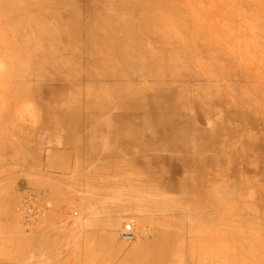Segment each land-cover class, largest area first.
<instances>
[{
  "label": "rangeland",
  "instance_id": "rangeland-1",
  "mask_svg": "<svg viewBox=\"0 0 264 264\" xmlns=\"http://www.w3.org/2000/svg\"><path fill=\"white\" fill-rule=\"evenodd\" d=\"M61 1L0 0V40L16 39L18 26L29 48L25 56L0 46V264H46L51 232L78 228L85 245H60L67 264L78 263L75 253L88 264H130L126 223L135 244L154 250L167 237L181 246L172 264L189 255L264 264V128L220 119L214 131L219 105L249 112L264 95L261 0H179L165 25L138 19L139 5L133 17L117 1ZM48 157L60 168L67 157L103 192L86 183L81 202L53 201ZM109 184H118L117 201ZM115 202L117 218L87 211Z\"/></svg>",
  "mask_w": 264,
  "mask_h": 264
},
{
  "label": "bare ground",
  "instance_id": "bare-ground-1",
  "mask_svg": "<svg viewBox=\"0 0 264 264\" xmlns=\"http://www.w3.org/2000/svg\"><path fill=\"white\" fill-rule=\"evenodd\" d=\"M20 1V0H19ZM61 1V0H60ZM109 1V0H107ZM113 2H116L119 3L120 5L124 6L126 9L124 10L125 12H128V14L130 15H134L135 12H134V8L139 5V6H142V12L143 13H140V16L138 17V19L142 20V22L145 21V24L147 22H151L153 24H156V25H165V23L170 20V16L169 14L167 13H164V12H168L169 9L173 8L175 5H178L180 2L179 0H112ZM246 1H251V3H254L255 5L258 4L255 3L256 0H240L238 1L239 3L241 2H246ZM258 1V0H257ZM62 2V1H61ZM95 2H99V0H95ZM261 5L263 6L264 8V0H261ZM105 3V2H103ZM105 5V4H103ZM102 5V6H103ZM108 5V4H107ZM106 5V6H107ZM111 5V4H110ZM245 5V4H244ZM251 5V4H250ZM260 5V4H259ZM97 6V5H95ZM121 6V7H122ZM138 6V8H139ZM246 8H247V5H245ZM254 6V5H253ZM257 6V5H256ZM260 6V8L262 7ZM120 7V6H118ZM153 7H161L162 8V13L160 14H154V13H149L148 10H150L151 8ZM116 8V7H115ZM137 8V9H138ZM252 8V7H251ZM257 8V7H256ZM92 7H89L88 10L92 11ZM111 9V8H110ZM155 9V8H154ZM180 9V8H179ZM182 9V8H181ZM94 10V9H93ZM156 10V9H155ZM161 10V9H159ZM177 10V9H176ZM240 10V9H239ZM250 10V9H249ZM264 10V9H262ZM171 11V10H170ZM247 11V10H246ZM122 12V11H121ZM173 12V11H172ZM235 12V11H234ZM250 12V11H249ZM98 12H96L97 14ZM108 13H109V10H108ZM169 13V12H168ZM178 13V12H177ZM246 15H247V12H245ZM113 14V13H112ZM115 14V12H114ZM124 14V13H123ZM126 14V13H125ZM124 14V15H125ZM139 14V13H137ZM176 14V13H175ZM239 14V13H238ZM241 14V13H240ZM253 14V13H252ZM181 15V14H180ZM182 16V15H181ZM251 16V15H250ZM249 16V17H250ZM255 16V15H253ZM262 23H263V30H262V34H264V12H262ZM135 17V15L133 16ZM183 17V16H182ZM137 18V17H136ZM179 18V17H178ZM137 19V20H138ZM133 24V23H132ZM140 24V23H139ZM142 25V24H141ZM151 25V24H149ZM254 25V24H253ZM252 25V26H253ZM146 26V25H145ZM144 27V26H143ZM150 27V26H149ZM152 27V26H151ZM150 27V28H151ZM148 29V27H146ZM96 30H97V27H96ZM149 30H152V29H149ZM14 32V30H12ZM20 31H21V28L20 27H16V39H10L8 38L9 40H7L6 38L0 40L2 45L1 46V49L3 48L5 51H8L9 49H12L14 51V53L16 54H24L25 56H27V54L29 55V48L26 44H28L27 41H24L23 38L20 37ZM246 31V30H245ZM248 31V30H247ZM98 32V30H97ZM101 32V31H100ZM146 32V31H145ZM167 32V31H166ZM165 32V33H166ZM11 33V32H10ZM151 33V31H150ZM159 33H162L161 35H163V32H159ZM13 34V33H12ZM154 33H152L153 35ZM3 36V35H2ZM6 36V35H5ZM149 36V35H148ZM154 37V36H153ZM258 38V37H257ZM33 40V39H32ZM150 40V39H149ZM35 41V40H34ZM235 41V40H234ZM261 41V40H260ZM234 43V42H233ZM235 43H237L235 41ZM262 44V43H261ZM234 45V44H233ZM256 45V44H255ZM113 46V45H112ZM235 47V46H234ZM250 47H253V46H250ZM239 48V47H238ZM243 48V47H242ZM248 48V47H247ZM245 49V47H244ZM252 49V48H251ZM238 50V49H237ZM2 51V50H1ZM4 51V52H5ZM16 51V52H15ZM31 51V50H30ZM10 52V50H9ZM3 53V52H2ZM12 53V52H11ZM10 53V54H11ZM6 54V52H5ZM9 54V53H8ZM31 55L33 53H30ZM217 54V53H215ZM245 54V53H244ZM256 54V53H255ZM243 55V54H242ZM248 57V56H247ZM19 58V57H18ZM252 58V57H251ZM256 60V59H255ZM15 61V60H14ZM17 62V60H16ZM15 62V63H16ZM25 63V62H24ZM253 63V62H251ZM18 64L20 65L21 63L18 62ZM257 64V63H256ZM25 65V64H24ZM7 68V67H6ZM2 69V68H1ZM245 70V69H244ZM30 76V75H29ZM261 76V75H260ZM10 77V76H9ZM243 78L245 80H248L249 79V76L248 74L246 76L243 75ZM2 79V78H0ZM6 80V79H5ZM256 81V79H254ZM242 82V81H241ZM245 82V81H244ZM1 83V82H0ZM5 83V82H4ZM247 83V82H246ZM2 84V83H1ZM6 84V83H5ZM47 85V84H46ZM7 89V88H6ZM17 89V88H16ZM45 89V88H44ZM47 90V89H45ZM4 91V90H3ZM48 91V90H47ZM2 93V92H0ZM51 94V92H49ZM255 93V92H254ZM216 94V91L214 93V95ZM261 96H260V99L259 101L256 102V105L255 106H251L252 108L249 109V112L245 111H240V110H235V109H230L229 107L226 106L225 103L219 105V107L221 109H217L216 110V115L214 114L215 116V123H214V131H215V138H218L216 137V135H218L219 133V126H220V119H224L225 122L227 124H230V125H234V122L237 124V121L238 122H241L243 121V123L245 124H249V122H253L256 120L257 123H260L263 128H264V95L263 93H261ZM3 95V93H2ZM219 96V95H218ZM4 97V96H3ZM219 98V97H218ZM216 98V99H212L211 101L213 102H220V100ZM236 98V97H234ZM238 99V98H237ZM237 101V100H236ZM229 105V104H228ZM249 106V105H248ZM232 107V106H231ZM237 108V107H236ZM226 113V114H225ZM39 114V112H38ZM59 116H66V115H59ZM38 120V119H37ZM255 122V123H256ZM37 123V122H36ZM253 123V124H255ZM228 129H230L229 127H227ZM233 132V131H231ZM261 137L263 138L262 142L264 144V132H262L261 134ZM7 138V137H6ZM215 148H214V151L217 150V142L215 141ZM262 144V146H263ZM63 159V158H62ZM7 164V163H6ZM4 166V165H3ZM9 166V165H8ZM5 167V166H4ZM2 168V166H1ZM4 169H7V168H4ZM9 172V170H8ZM5 173V172H4ZM7 174V172H6ZM111 174V173H110ZM48 175V174H47ZM112 175V174H111ZM167 185V184H166ZM3 193V192H2ZM153 207V206H152ZM155 208V207H153ZM161 210V209H160ZM41 211V210H40ZM261 214H263L264 216V208L261 206ZM153 213V212H152ZM108 214V213H107ZM49 215V214H48ZM52 215V214H51ZM101 215V214H100ZM264 217H262L263 219ZM99 220V219H98ZM94 221V220H93ZM91 221V222H93ZM148 221V220H147ZM108 222V221H107ZM110 223V222H109ZM94 224V223H93ZM107 224V223H106ZM95 225H100V227L104 226L105 223L103 221H95ZM195 225V224H194ZM263 225V224H261ZM88 225H86L87 227ZM192 226V225H191ZM196 226V225H195ZM193 227V226H192ZM197 227V226H196ZM196 227H194L193 229H196ZM264 227V226H263ZM61 228V227H60ZM89 228V227H88ZM66 229V228H65ZM192 229V230H193ZM36 230V229H35ZM54 232H51V252L46 256V255H43L42 258L40 257V259H45V261H47L46 264H67V261H68V257L69 255H66L64 256L63 254L65 253H62L61 251H59V249L61 248L60 245L63 247L64 245H67L68 243L70 242H77L81 239V230L80 228L76 229V230H73V233L71 232H68L67 230L64 232L63 229H62V232L60 231L59 233L56 231V230H53ZM195 231V230H194ZM192 231V232H194ZM26 233V232H25ZM43 233V232H42ZM112 233V232H111ZM114 233V232H113ZM1 234V233H0ZM27 234H31V233H27ZM48 235V234H47ZM2 236V235H1ZM27 236V235H26ZM99 237V240L101 239L102 241L106 240V238H104L103 236H97ZM95 237V239L97 238ZM3 238V237H2ZM45 238V237H44ZM157 238V237H156ZM167 238V237H165ZM164 238V242L162 244H159L157 245V247H155L154 250H151L153 247H146L145 245L141 244V243H136L133 241V237H125V236H121V239L124 241V244H121L120 245H128V248L124 249V250H128V254L126 255V260L129 261L130 264H172L173 262L176 261L175 257H177L179 260H183V254H178V248L181 247V246H176L174 245L172 242L169 243L168 242V238L165 239ZM18 239V238H17ZM24 239V238H23ZM47 241V238H45ZM108 239V238H107ZM199 239V238H197ZM44 240V239H43ZM42 240V241H43ZM84 241V239H82ZM82 240H80V242H83ZM95 243L98 241V239L94 240ZM101 241V242H102ZM108 241V240H106ZM194 241V240H193ZM192 241V242H193ZM18 242V241H17ZM85 242V241H84ZM83 242V244L85 245V243ZM110 242V241H108ZM134 242V243H133ZM140 242V241H138ZM45 243V242H44ZM44 243H39V247L40 250H42V246L40 245H44ZM79 243V242H78ZM158 243V242H157ZM169 243V244H168ZM26 244V243H25ZM101 244V243H100ZM110 244V243H109ZM196 244V243H195ZM80 245V244H79ZM83 245V247H84ZM89 245V244H88ZM96 245V244H95ZM118 245V244H117ZM76 246V244H75ZM130 246V247H129ZM198 246V245H197ZM264 246V245H263ZM36 247V248H37ZM71 247V246H70ZM123 247V246H122ZM65 248V247H64ZM69 248V247H67ZM66 248V249H67ZM80 248V247H79ZM121 248V247H120ZM189 248V247H188ZM4 249V248H3ZM78 249V248H77ZM69 250V249H68ZM122 250V248H121ZM183 250V249H182ZM181 250V251H182ZM193 250V248H192ZM264 250V248H263ZM59 251V252H58ZM66 251V250H65ZM43 252V251H42ZM41 252V253H42ZM71 253V252H70ZM125 253V252H124ZM77 254V256H71L74 260H78V263L77 264H80V262H85L86 264H88V260L85 259V257H83V254H79V253H75ZM123 254V253H122ZM264 254V253H263ZM42 255V254H41ZM189 264H196L194 263V259L191 255H189ZM202 256V255H201ZM264 256V255H263ZM90 258V257H89ZM124 258V257H123ZM199 258V256H198ZM71 259V258H70ZM197 259V258H196ZM200 259V258H199ZM72 260V259H71ZM86 260V261H84ZM91 260V259H90ZM44 261V260H43ZM93 262H96V260H92ZM180 261V262H181ZM37 263H39L38 261H36ZM69 262V261H68ZM73 263V262H72ZM43 264V262L41 263ZM75 264V263H74ZM198 264V263H197ZM200 264V262H199Z\"/></svg>",
  "mask_w": 264,
  "mask_h": 264
},
{
  "label": "crops",
  "instance_id": "crops-1",
  "mask_svg": "<svg viewBox=\"0 0 264 264\" xmlns=\"http://www.w3.org/2000/svg\"><path fill=\"white\" fill-rule=\"evenodd\" d=\"M67 158V157H66ZM66 158H63V162L61 165H63L62 168L56 166V162L53 160L51 161V158L48 157L47 161V173H46V182H47V197L52 199L53 201L56 200H62L63 202H81L83 199V196H86V183L90 186H93V189L95 190L94 193L99 194L102 193L101 187H97V184L95 183H88V178L82 176V172H78V168L76 167V163L69 162L67 165ZM58 163L57 165H59ZM159 168V167H158ZM80 170V169H79ZM62 171V172H60ZM154 176L161 177L160 172H153ZM48 174V175H47ZM151 178V176H150ZM162 179V178H161ZM113 180V178H111ZM181 183H183V180H181ZM165 184V183H163ZM110 185V184H109ZM107 185V186H109ZM109 187L110 189H106L107 194L110 192V199H116L117 201L119 189L118 184H111ZM61 190L59 193L62 192V194H58V191ZM126 194L128 199V210L127 211H134L135 208V187L128 184L126 187ZM57 196H61V198L57 199ZM139 199V198H138ZM118 208L117 202L111 203L109 206H100V207H93L89 208L87 211L95 212L94 214H91L93 217H111V218H117L119 217L118 214ZM115 212V213H114ZM108 213V214H107ZM101 214V215H100ZM112 222V221H111ZM89 227V226H88Z\"/></svg>",
  "mask_w": 264,
  "mask_h": 264
},
{
  "label": "built area",
  "instance_id": "built-area-1",
  "mask_svg": "<svg viewBox=\"0 0 264 264\" xmlns=\"http://www.w3.org/2000/svg\"><path fill=\"white\" fill-rule=\"evenodd\" d=\"M132 232H133V225H132V223H126L123 226V229H122L123 236H125V237H131L132 236Z\"/></svg>",
  "mask_w": 264,
  "mask_h": 264
}]
</instances>
